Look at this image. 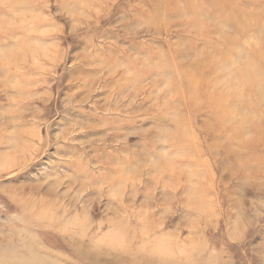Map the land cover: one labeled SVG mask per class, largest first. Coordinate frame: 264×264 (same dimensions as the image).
Returning a JSON list of instances; mask_svg holds the SVG:
<instances>
[{
  "label": "rangeland",
  "instance_id": "374dc122",
  "mask_svg": "<svg viewBox=\"0 0 264 264\" xmlns=\"http://www.w3.org/2000/svg\"><path fill=\"white\" fill-rule=\"evenodd\" d=\"M251 69L264 0H0V264H264Z\"/></svg>",
  "mask_w": 264,
  "mask_h": 264
},
{
  "label": "bare ground",
  "instance_id": "6f19581e",
  "mask_svg": "<svg viewBox=\"0 0 264 264\" xmlns=\"http://www.w3.org/2000/svg\"><path fill=\"white\" fill-rule=\"evenodd\" d=\"M14 30V29H13ZM247 76H249L252 80L253 83L256 86H261L263 87V93H264V75H261L257 70L251 69L246 73ZM220 117V116H219ZM236 127V126H235ZM168 169V168H167ZM171 171V170H170ZM171 173L174 174L173 171H171ZM53 212V211H52ZM142 214V212H141ZM140 213H138L137 217L140 218ZM136 219V218H135ZM146 221V219H145ZM142 222V219L140 218L139 220H137V222H131L129 221V219L127 221H125L124 224H122L121 227V236L124 239L125 243H133L131 241L133 240H129V237L133 238L131 235H136L139 231L140 232H150L153 228H150V226H147V228H141L139 224ZM151 223V222H150ZM151 225V224H150ZM152 226V225H151ZM140 229V230H139ZM144 229V230H143ZM139 257V256H138Z\"/></svg>",
  "mask_w": 264,
  "mask_h": 264
}]
</instances>
